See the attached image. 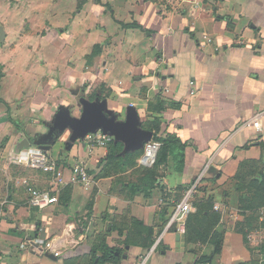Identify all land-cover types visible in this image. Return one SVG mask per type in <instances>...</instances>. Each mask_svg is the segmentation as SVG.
I'll return each mask as SVG.
<instances>
[{
	"label": "crops",
	"instance_id": "obj_1",
	"mask_svg": "<svg viewBox=\"0 0 264 264\" xmlns=\"http://www.w3.org/2000/svg\"><path fill=\"white\" fill-rule=\"evenodd\" d=\"M0 26V191L5 178L12 182L0 200L7 205L0 264H88L92 245L116 246L122 233L112 219L125 214L158 231L148 264H193L202 250L166 228L173 201L193 187L192 200L210 196L224 213L229 205L211 195L214 188L238 200V174L257 178L264 169V0H0ZM81 98L117 119L134 110L151 137L175 132L186 143L180 172L159 169L165 198L158 186L150 194L134 186L141 169L154 164L139 163L143 146L125 150L114 139L87 146L84 137L71 140L68 128L54 126L64 110L80 115ZM26 141L47 145L54 171L9 161ZM108 152L115 162L104 170ZM76 164L92 175L90 189L69 182ZM29 186L55 188L58 201L29 205ZM257 209L259 226L246 240L226 229L208 264H264V204ZM31 235L60 255L20 248ZM208 244L203 253L212 251ZM130 250L135 260L145 251Z\"/></svg>",
	"mask_w": 264,
	"mask_h": 264
},
{
	"label": "trees",
	"instance_id": "obj_2",
	"mask_svg": "<svg viewBox=\"0 0 264 264\" xmlns=\"http://www.w3.org/2000/svg\"><path fill=\"white\" fill-rule=\"evenodd\" d=\"M94 95H89L88 98H93ZM152 138L160 142V146L156 155V159L152 167H143L142 175L137 180V183L134 185L138 190H143L147 194L151 193V190L154 187H159L163 197H166V194L163 190V187L160 185L159 178L161 173L159 171L160 167L164 169H173L177 172H180L184 165V155L186 143L180 139V137L175 132H165V133H153ZM113 140V138H112ZM111 140V141H112ZM109 143H112V142ZM110 145V144H109ZM112 151V150H110ZM141 152L137 151V154ZM115 162L113 154L108 152L105 164L103 166L104 170L109 169ZM104 173V172H103ZM238 181L242 180L241 173L236 177ZM251 188L253 189L251 193L247 196L241 197V201L245 204L243 209L252 210L257 209L258 206L264 204V169L261 170L257 178L252 179ZM255 185V187H254ZM164 203L159 209V215L162 217L166 213V206ZM192 205L194 210L189 212L185 220V231L182 235L183 242L186 243L194 242L198 240L200 243L211 238V243L213 248L210 253H200L197 260L193 264H208L212 259L214 254L220 252L222 244V232L218 229H212L211 227L215 225L219 220L220 213L213 209L212 197L207 196L206 198H197L192 200ZM166 220H163V223L158 226L159 228L164 225ZM132 229L127 232L126 236L128 240L134 239V236L138 233H141L139 239H135V242L132 241V244H138L141 248L145 250L148 249L153 242L155 241V234L158 231H154L153 225H144L140 220L136 218L131 219ZM113 228V227H112ZM211 230V231H210ZM118 232L121 234L122 231L118 229ZM238 232L243 233L241 230ZM210 234V236H205ZM246 240V235L243 238ZM192 251H195L193 248ZM90 257L96 262H105L111 261L116 262L121 257V249L117 246H110L105 241L101 240L98 244L92 245L89 250ZM234 264H253L247 263L246 261H239Z\"/></svg>",
	"mask_w": 264,
	"mask_h": 264
},
{
	"label": "built area",
	"instance_id": "obj_3",
	"mask_svg": "<svg viewBox=\"0 0 264 264\" xmlns=\"http://www.w3.org/2000/svg\"><path fill=\"white\" fill-rule=\"evenodd\" d=\"M0 69V75H1ZM191 84L193 82H190ZM87 146L91 145H101L105 146L112 139V136L108 133L101 131L100 129L95 132H89L84 136ZM160 146V142L154 138H150L143 143L142 153L139 157V163L144 165H152L156 159V155ZM9 161L16 164H23L30 168L44 171L52 172L56 168L55 161L51 156L39 148L38 146H28L21 147L17 150H13L8 155ZM69 182L80 183L84 189H90L93 183V177L88 172L85 166L81 164H76L71 167V173L69 176ZM27 184L26 180H23ZM65 182L64 178L61 176H56L57 185H63ZM28 190V204L37 208H44L51 203L58 201V196L56 194L55 188L48 189H37L35 187L29 186ZM192 194L193 187H190L183 193V195L173 201L171 212L169 214L166 228L172 226L179 233L185 231V220L189 212L194 210L192 205ZM213 209L215 211L223 212V206L218 203L213 204ZM159 239L155 240L153 244L146 249L143 253L138 255L135 264H148L150 258L158 245ZM20 248L31 249L39 253L52 252L53 255H60L59 250H52L51 244L46 242L45 239L39 235H31L27 237L22 243L19 244Z\"/></svg>",
	"mask_w": 264,
	"mask_h": 264
},
{
	"label": "rangeland",
	"instance_id": "obj_4",
	"mask_svg": "<svg viewBox=\"0 0 264 264\" xmlns=\"http://www.w3.org/2000/svg\"><path fill=\"white\" fill-rule=\"evenodd\" d=\"M5 1L7 3H10L11 5L18 4V0H5ZM142 170L143 169H141V171ZM158 174L161 175V173H158ZM141 175L142 174H140V176ZM252 179L253 178H251V176H247L243 180L237 182L234 192H236L238 200L235 199L236 196L231 198L230 197L231 194L229 195V197H226L225 189L220 188V187L214 188V191L211 192V195H213V197H215L217 201H220V200L225 201L229 206L225 210L224 213H220L218 222L211 227V230L215 228L218 229L219 231L222 232V237L224 236V232L226 231V229H228L229 231H234V232H238V230H241L243 232V233L239 232L241 234V237L244 238V236L246 235V238H247L249 235V230L259 226L258 221L260 220H258L256 215L257 214L261 215L263 213L260 211L261 209H252L249 211H244L243 205L245 203L240 200L241 197L247 196L253 190L251 188V184L253 181ZM11 183L12 182H8L6 178L3 180V186L0 191V200L3 197L8 196L9 194L8 185H11ZM6 209H7L6 203H3V204L0 203V216H2L4 212H6ZM131 219L132 218H130L127 214L123 215L122 220L116 219L115 217H113L112 219V223L114 224L112 225V227L114 229L117 228L122 231V234L119 235V237L117 236L115 238L116 246L120 247L121 249V257L118 260H116V262H114L115 264H135L136 263V260L131 259L130 257L132 253L130 249H131V246L140 247V245L138 244H132L133 243L132 241L135 242V239H139V237L141 236V233L136 234L134 236V239H131V241L127 239L129 235L126 236V234L127 232L129 233V231H131L132 229ZM182 236L184 237V235ZM205 236L209 237L210 234L205 235ZM211 241H212L211 238L208 240L206 238V241L201 242V243L198 240H196L194 242H189V243H186V245L185 244L184 245L186 247L194 248L196 253L198 252L200 253L201 250L202 252H204L207 250V248H210L209 246L210 244H208V242H211ZM127 245L129 247H126ZM123 255H126V257H123ZM85 260L88 261V264H93L92 263L93 259L89 255H87Z\"/></svg>",
	"mask_w": 264,
	"mask_h": 264
},
{
	"label": "water",
	"instance_id": "obj_5",
	"mask_svg": "<svg viewBox=\"0 0 264 264\" xmlns=\"http://www.w3.org/2000/svg\"><path fill=\"white\" fill-rule=\"evenodd\" d=\"M3 39L4 31L0 26V41ZM81 102L82 111L78 117L72 116L69 110H64L54 123V126H58L60 129L68 128L71 132L69 136L71 140L83 138L87 133L100 129L110 134L114 140L124 141L126 145L125 150H135L142 147L143 143L151 138L152 134L150 131L138 127L134 110H132V117L123 120L104 114L103 106L98 101L81 98ZM28 145L27 142L24 146ZM37 146L46 151L47 145L39 146L37 144ZM46 255L52 257L49 253H46Z\"/></svg>",
	"mask_w": 264,
	"mask_h": 264
}]
</instances>
